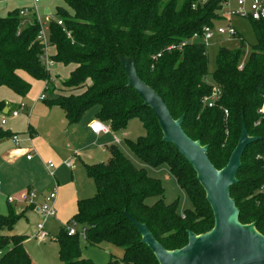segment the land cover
<instances>
[{"label": "trees", "instance_id": "1", "mask_svg": "<svg viewBox=\"0 0 264 264\" xmlns=\"http://www.w3.org/2000/svg\"><path fill=\"white\" fill-rule=\"evenodd\" d=\"M65 1L73 13L59 8L57 14L64 24L52 21L50 43L56 54L51 58L75 65L69 80L63 83L68 91L85 86L87 90L80 95L58 94L46 104L61 107L69 124L79 122L96 105L99 106L97 118L114 130L124 129L129 119L140 117L146 133L136 141L129 140L131 148L152 165L168 163L194 204L192 210L179 213L177 202L169 204L164 200L162 181L135 166L113 144L108 162L85 166L97 192L78 201L73 219L84 224L88 243L108 240L125 248L123 258H112L108 264H160L151 248L142 242V234L126 212L146 223L169 250L184 247L189 241V230L201 234L215 225L203 185L198 178H191L192 171L180 159L195 170L193 165L173 143L163 140L153 109L129 85L123 58L134 61L140 78L162 97L175 119L184 115V130L202 145L209 146L208 155L216 168L228 164L240 139L243 119L249 135L261 137L246 147L237 172L238 182L231 186V196L239 208L240 221L255 222L264 234V194L258 192L264 183V112H259L264 103V22L250 19L257 42L242 68L244 42L237 49L219 48L211 84L206 81L209 55L203 41L196 40L182 49L167 47L195 33L201 34L205 25H214L224 0H208L196 8L195 0H184L180 6L179 0ZM20 10L0 17V84L25 97L32 86L21 72L49 82L51 75L42 59L43 42L38 39L41 25L37 15L22 23ZM239 36L242 38L240 33ZM158 53L161 56L156 58ZM215 87L221 95L209 106L204 99ZM6 106V102L0 101V111ZM10 135L14 134L0 129V139ZM150 197L158 199L149 204ZM23 216V212L16 213L13 208L8 216L0 214V264H32L24 245L26 235L2 233L5 229L13 230ZM57 240L60 264H95L82 257L78 231L70 235L63 228Z\"/></svg>", "mask_w": 264, "mask_h": 264}, {"label": "rangeland", "instance_id": "2", "mask_svg": "<svg viewBox=\"0 0 264 264\" xmlns=\"http://www.w3.org/2000/svg\"><path fill=\"white\" fill-rule=\"evenodd\" d=\"M183 1L184 0H179V6ZM221 5V8L218 10L220 17L214 20L215 26L232 23L237 31L242 35V38H240V36L227 38L217 34L215 38L211 40V45L208 47L209 73L206 75V81L211 84L214 82L213 72L217 66L216 56L220 47L237 49L242 45V42H244L246 52L243 60H245L250 53L252 46L257 42V38L253 30L252 20L240 16H232L231 18L227 17L225 14L227 9L226 5L223 6V2ZM231 5L234 7L237 6L234 0H231ZM24 8L29 9V11L26 15L21 16L22 23L27 20H32L35 10L37 9V15L41 18V24L45 29L47 39L50 44L48 48L49 54L51 56L55 55L56 49L50 43L51 26L53 22H57L60 18V15L57 14L59 8L65 9L69 13H73L72 8L65 0H40L39 3H35L34 0H0V17L8 15L9 12L15 9ZM46 8L50 9L49 14L45 13ZM199 40L203 41L202 39ZM74 69V64L54 61V63L49 66V73L51 75L49 79L51 80L50 82L48 80L46 81L44 79L33 77L27 72H21L22 77L26 81L30 82L32 86L30 92L22 99L18 98V94L13 89L7 85L0 84V101H4L17 109L22 102L25 105V110L17 118H11V115L8 113L0 111V129L9 131L7 126L10 122L15 121V124L20 125L21 128L25 127L28 131V126L31 123L30 121L27 123L26 118L28 115H34L35 117H38L35 121H37V123H41L44 130L46 128V123L44 121L45 118L38 113V107L47 105L46 101L54 98L58 94L67 96L74 93L75 95H80L87 90V86H85L71 92L68 91L67 87L63 84L69 80L71 72ZM54 78L56 80L55 82L53 81ZM53 83L56 88L54 85H51ZM47 84L48 87H51V89L43 91ZM90 84L91 82H88V85ZM42 92L45 93L46 100L40 99ZM34 107L35 111L33 112L32 108ZM97 108H99V106L96 105L88 109L84 116L95 114ZM4 119L8 122L7 125L3 124ZM55 122L59 123L60 119H56ZM82 123L83 119L79 122V126ZM106 125L109 128V132L106 131L104 133L103 139L94 142L88 141L77 150L79 156L74 155L72 152L65 153L61 151H59L58 156L44 147L40 149L42 151L41 156L45 159V161L49 158L54 161L55 173L58 181L60 182V184H58V196L55 202L57 215L55 217L44 218L37 210L29 209L25 213V216L19 219L13 230L9 231L5 229L2 232L6 235L21 234L29 236L25 246L33 260V264L61 263L59 256L60 246L57 236L63 228L68 230L71 225L79 232L81 255L83 258L91 259L95 264H108L112 258L121 259L125 256V248L115 242L105 240L99 244L88 243L86 236L83 235V230L85 228L84 224L80 222L73 224V217L78 211V201L93 197L97 192L96 183L94 179L88 175L85 165L108 162L111 158L110 147L113 144H115L135 166L138 168H144L150 176L158 178L162 181L165 188L164 200L166 203L170 204L177 202V209L181 214L186 210H192L194 208L193 201L191 200L189 194L180 185L178 179L172 173L168 163H162L158 166L152 165L137 155L131 148L128 141H136L146 133L140 117L136 116L129 119L126 128L124 129L114 130L109 123H106ZM10 137L12 136L10 135L7 138H1V140L6 141V139ZM85 141H87L86 137H84L83 134H80L77 137V142L75 144L76 147L78 148ZM172 152L176 153L174 148H172ZM40 159L41 158H39V160ZM61 161L64 162V165L60 166ZM41 162L43 164V161ZM180 162L181 164L186 165L188 170L192 171L191 178H197L196 170H193V168L186 163L183 158L180 159ZM43 166L46 170L40 168L36 173V177H38L39 180V189L31 186V190L35 195V200H40V198L46 195L49 189L54 187L57 182L55 176H52L48 170L47 162L46 167L44 164ZM8 194H10V192L6 193L5 190L0 193V214L4 216H8L10 214V209L7 203ZM11 195H13V193H11ZM157 199V197H150L147 199V203L152 204ZM38 223H43L44 228L38 229Z\"/></svg>", "mask_w": 264, "mask_h": 264}, {"label": "water", "instance_id": "3", "mask_svg": "<svg viewBox=\"0 0 264 264\" xmlns=\"http://www.w3.org/2000/svg\"><path fill=\"white\" fill-rule=\"evenodd\" d=\"M46 14L50 9L45 10ZM122 64L133 86L142 96L144 104L151 107L163 131V140L173 143L193 165L197 178L206 191L214 217V227L197 234L189 230L188 243L179 249H166L150 231L146 223L127 217L142 234V242L155 253L160 264H264V234L255 222L244 224L239 219V208L231 196V186L238 182L237 172L242 165L246 147L260 139L250 136L243 119L241 136L228 164L216 168L208 155V145H202L184 130V115L175 119L162 97L137 73L133 60L123 58Z\"/></svg>", "mask_w": 264, "mask_h": 264}, {"label": "crops", "instance_id": "4", "mask_svg": "<svg viewBox=\"0 0 264 264\" xmlns=\"http://www.w3.org/2000/svg\"><path fill=\"white\" fill-rule=\"evenodd\" d=\"M53 81L54 82L56 81L55 78ZM18 98L22 99L23 97L18 95ZM41 100H46V98ZM16 109L17 108L11 106L10 104H7L3 112L11 115V118H17L21 115V113L18 116L12 115V111ZM32 109L34 112L35 107ZM98 111L99 108H97L95 114L83 116L82 117L83 123L80 124L79 126V122L81 120L75 124L68 123L65 111L61 107L59 106L50 107L48 105L45 106L43 105L38 107V113H40L45 118L44 121L46 123V128L44 130L41 126V123H37V121H35L38 117H35L34 115H28V117L26 118V122L28 123L30 121L31 123L28 126V131L25 129V127L21 128L20 125L15 124V121L10 122L9 125L7 126L9 128L8 130L12 132L14 135L19 136V142L18 143L14 142L13 136L6 139V141L0 139V181H1L0 193L2 191L4 192L5 190L6 193L10 192L8 196L11 195V193H13L14 196L20 198V194L22 192L27 190L32 191L31 186H34L35 188L39 189V180L38 177H36V173L40 168L46 170L43 164L46 167V162L48 160H51V158H49L47 161H45V159L42 158L41 156L42 151L40 150L42 147L54 152L58 156H59V151L65 153L72 152L74 155L79 156L77 150L81 148L83 145H85L88 141L94 142V141L102 140L105 132L96 134L91 130V124L95 120H99L97 118ZM56 119H60V122L56 123L55 122ZM7 123L8 122L5 121L3 124L7 125ZM80 134H83L84 137H86L87 141L82 143L77 148L75 144L77 142V137ZM30 150H33L34 153L32 158L27 157L28 152H30ZM39 158H41L42 160L41 159L39 160ZM41 161H43V164ZM61 165H64L63 161L60 162V166ZM55 179L57 180L56 183L60 184L56 173H55ZM51 189L52 188H50L49 191ZM44 197L45 195L42 196L40 200H35V201L40 204L43 202ZM7 203L9 209L13 208L16 211V213L23 212L24 216L29 209H35L38 211L39 214H41L37 206L29 205L26 202L20 200L8 202L7 199ZM28 239L29 236L27 235L26 240L24 241V245H26ZM32 264H33V260H32Z\"/></svg>", "mask_w": 264, "mask_h": 264}, {"label": "built area", "instance_id": "5", "mask_svg": "<svg viewBox=\"0 0 264 264\" xmlns=\"http://www.w3.org/2000/svg\"><path fill=\"white\" fill-rule=\"evenodd\" d=\"M208 0H195L193 7L196 8L199 5H203L207 2ZM236 3V7L231 5V0H224L223 6L226 5V11L225 14L227 17H232V16H240L243 18H249L252 20H258V21H263L264 22V0H234ZM35 3H39L40 0H34ZM29 9H21L20 14L26 15L28 13ZM35 14L37 15V9L35 10ZM38 21L41 25V29L38 35V39L43 42V54H42V59L44 60L45 64L49 68L50 65L54 63V60H52L51 55L49 54V41L47 39V35L45 32V29L43 25L41 24V18L37 15ZM58 23L60 25H63L64 22L62 19H58ZM222 35L227 38H232L234 36H239V32L235 28V26L232 23H229L227 25H205L202 29V33H195L192 37L187 38L182 40L179 44L172 43L170 44L167 49L173 50V49H182L184 46L188 45L191 42H194L196 40L202 39L204 44L207 46V48L211 45V40L215 38L216 35ZM241 38V37H240ZM161 53H158L155 57H160ZM244 61L242 60L240 64V68L243 67ZM48 83V82H47ZM50 89L48 87V84L46 85L45 90ZM221 92L220 90L215 87L213 93L210 96L205 97V102L209 106H213L220 98ZM41 99H45L46 95L44 92L41 93L40 95ZM25 110V105L22 103L20 107L16 110L12 111L13 116H18L20 113H22ZM259 112L263 113L264 112V103L262 107L259 109ZM226 115L229 114L228 110H225ZM6 120H3V123ZM91 130L92 132L99 134L101 132H106L109 130L108 126L106 123H104L101 120H95L91 124ZM13 140L14 142L18 143L19 142V136L18 135H13ZM34 155L33 150H30L28 152L27 157L32 158ZM48 169L51 173L52 176H55V163L53 160H48L47 161ZM0 187H1V181H0ZM258 192H261L264 194V183H262L258 189ZM34 192L27 190L24 191L20 194V198L14 196V195H9L8 196V202H13L15 200H20L23 202H26L29 205H34L37 206L44 218L48 217H53L56 215V210H55V202L57 200L58 196V184L55 183L54 187L45 195L44 200L42 203H37L34 199ZM73 224H76V221H73ZM44 225L43 223L38 224L39 229H43ZM68 232L70 235L76 234L77 230L75 229L74 226H69ZM83 235L86 236L85 230H83Z\"/></svg>", "mask_w": 264, "mask_h": 264}]
</instances>
